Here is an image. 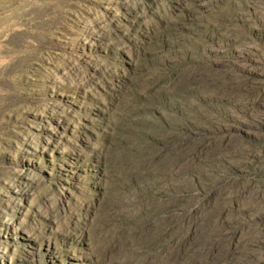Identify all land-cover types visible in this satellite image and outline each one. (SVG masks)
<instances>
[{
    "label": "rangeland",
    "instance_id": "374dc122",
    "mask_svg": "<svg viewBox=\"0 0 264 264\" xmlns=\"http://www.w3.org/2000/svg\"><path fill=\"white\" fill-rule=\"evenodd\" d=\"M0 264H264V0H0Z\"/></svg>",
    "mask_w": 264,
    "mask_h": 264
}]
</instances>
